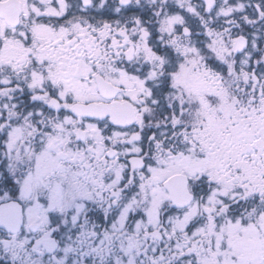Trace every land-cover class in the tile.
<instances>
[{"label": "snow or ice", "instance_id": "obj_1", "mask_svg": "<svg viewBox=\"0 0 264 264\" xmlns=\"http://www.w3.org/2000/svg\"><path fill=\"white\" fill-rule=\"evenodd\" d=\"M0 264H264V0H0Z\"/></svg>", "mask_w": 264, "mask_h": 264}]
</instances>
